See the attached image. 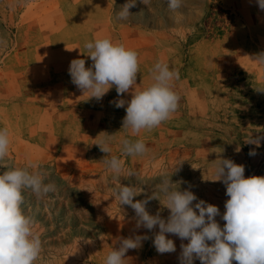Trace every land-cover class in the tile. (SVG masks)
Returning a JSON list of instances; mask_svg holds the SVG:
<instances>
[{
	"label": "rangeland",
	"instance_id": "374dc122",
	"mask_svg": "<svg viewBox=\"0 0 264 264\" xmlns=\"http://www.w3.org/2000/svg\"><path fill=\"white\" fill-rule=\"evenodd\" d=\"M128 2L135 4L120 20ZM105 37L138 53L134 91L154 82L157 62L178 73V107L153 130L122 128L125 108L110 102L130 100L131 90L118 96L113 86L97 101L72 83L70 62L84 59L89 67L85 43ZM0 38V129L10 139L3 163L35 164L45 183L56 185L40 197L22 192V209L42 242L36 264H105L119 239L134 235L149 239L130 249L124 264H180L188 241L167 234L176 252L157 253L158 228L136 229L134 210L120 205L114 190L134 186L141 192L134 202L159 195L146 210L167 219L158 185L183 180L181 190L191 185L222 214L229 197L216 174L220 158L244 165L246 178L264 176V63L255 58L264 52V11L256 0H182L175 11L167 0H0ZM109 134L105 154L96 144ZM257 137L259 146L248 143ZM125 138L144 140L148 151L125 155ZM111 156L123 163L119 177L104 163Z\"/></svg>",
	"mask_w": 264,
	"mask_h": 264
},
{
	"label": "clouds",
	"instance_id": "9594fccd",
	"mask_svg": "<svg viewBox=\"0 0 264 264\" xmlns=\"http://www.w3.org/2000/svg\"><path fill=\"white\" fill-rule=\"evenodd\" d=\"M260 10L264 11V0H256ZM145 3V0H143ZM135 3H126L117 13L120 20H126L129 9ZM169 9L175 11L182 6V0H167ZM0 46L6 41L0 38ZM92 64L85 66L84 59H73L68 73L72 83L90 98L101 100L115 86L119 95L132 92L131 99H118L110 102L116 108H125L122 128L130 129L133 134L142 130L151 131L170 118L176 111L179 95L173 90L172 81L178 73L167 64L157 62L153 69L154 82L148 87L134 91L139 71L138 53L126 48L122 43H114L110 38H98L86 42ZM264 63V52L255 56ZM89 98V99H90ZM260 138H252L248 143L259 146ZM111 135L98 144L100 150L109 154ZM122 151L125 155H143L148 149L142 139H123ZM9 132L0 129V264H36L42 242L33 232V220L23 209L24 190H31L37 197L55 193L54 183H45L47 174L29 164L24 168L7 167L3 162L9 152ZM254 150L249 152L254 156ZM108 169L119 177L123 172V163L117 156L104 161ZM29 168L35 169L29 171ZM245 166L233 160H219L217 176L226 187L224 212L202 199H198L188 188L181 190L183 180L173 182L170 178L158 185L162 194L163 206L169 210L167 219L158 211L155 215L146 210L151 199H159L153 194L144 200L134 202L137 192L134 186L121 184L114 190V198L120 205H128L135 212L136 229L141 227L153 232L152 244L159 254L176 252L174 241L167 234L181 241L180 264H264V176L245 177ZM128 175H133L129 172ZM196 203H193V202ZM225 223L221 227L216 217ZM148 235H134L120 238L118 245L110 251L105 264H124L125 254L130 249H139Z\"/></svg>",
	"mask_w": 264,
	"mask_h": 264
}]
</instances>
